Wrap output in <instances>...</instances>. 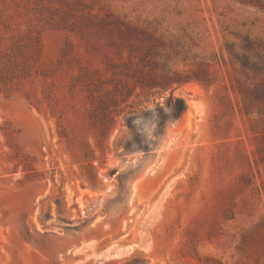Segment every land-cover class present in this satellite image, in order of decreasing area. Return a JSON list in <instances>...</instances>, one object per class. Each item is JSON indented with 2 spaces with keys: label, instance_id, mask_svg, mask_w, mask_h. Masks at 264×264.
Wrapping results in <instances>:
<instances>
[{
  "label": "rangeland",
  "instance_id": "rangeland-1",
  "mask_svg": "<svg viewBox=\"0 0 264 264\" xmlns=\"http://www.w3.org/2000/svg\"><path fill=\"white\" fill-rule=\"evenodd\" d=\"M115 21L209 61V88L173 92L189 128L143 97L97 112L126 56ZM244 36L264 41V12L239 0H0V264H264V125L225 51Z\"/></svg>",
  "mask_w": 264,
  "mask_h": 264
},
{
  "label": "trees",
  "instance_id": "trees-1",
  "mask_svg": "<svg viewBox=\"0 0 264 264\" xmlns=\"http://www.w3.org/2000/svg\"><path fill=\"white\" fill-rule=\"evenodd\" d=\"M239 2L264 12V0ZM111 25L117 36L114 41L117 52L126 56L120 63L108 64L112 89L108 96L97 100L95 109L101 116H109L112 105L123 103L130 106L128 102L133 96L143 97L144 102H155L156 121L161 126L168 119H179L186 110L184 99L173 95L177 88L191 82H197L204 88L212 85L210 63L196 52L197 45L189 36L158 34L156 30L140 29L121 21ZM225 51L242 75V78L236 79L241 99L240 113L247 117L255 116L257 122L264 125V41L244 36L239 45L225 44ZM180 66L189 69H180ZM166 93L164 106L168 113H164L159 102ZM132 113L128 112L125 116L128 127H131ZM259 162L264 164L261 154Z\"/></svg>",
  "mask_w": 264,
  "mask_h": 264
},
{
  "label": "bare ground",
  "instance_id": "bare-ground-1",
  "mask_svg": "<svg viewBox=\"0 0 264 264\" xmlns=\"http://www.w3.org/2000/svg\"><path fill=\"white\" fill-rule=\"evenodd\" d=\"M189 110H187L184 114H183V117H182V121H181V124L179 125L178 129L181 130V128H183L184 126L187 128H189V122H188V119H189ZM172 142V140H169L168 144L169 145L170 143ZM166 145V146H167ZM178 145V143H177ZM165 146V148H167ZM164 148V147H163ZM168 149V148H167ZM153 170V167H149L146 169L145 173L148 174L150 173L151 171ZM131 196L132 197H135V205L134 207L137 208L139 206V204L142 203V200L143 198L141 197L140 195V191H138V186L137 184H134L132 185V188H131ZM79 201H81V199L79 198Z\"/></svg>",
  "mask_w": 264,
  "mask_h": 264
},
{
  "label": "water",
  "instance_id": "water-1",
  "mask_svg": "<svg viewBox=\"0 0 264 264\" xmlns=\"http://www.w3.org/2000/svg\"><path fill=\"white\" fill-rule=\"evenodd\" d=\"M186 111H187V109L184 111V113ZM166 132L164 133V135L162 137L159 138L158 142L153 145V150L158 152L162 148L163 141L166 138ZM90 246H91V241L82 240L76 246L72 247L70 252L71 253L81 252L84 249L89 248Z\"/></svg>",
  "mask_w": 264,
  "mask_h": 264
}]
</instances>
